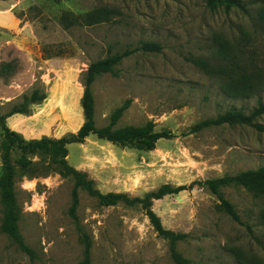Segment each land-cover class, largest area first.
<instances>
[{
    "label": "rangeland",
    "instance_id": "374dc122",
    "mask_svg": "<svg viewBox=\"0 0 264 264\" xmlns=\"http://www.w3.org/2000/svg\"><path fill=\"white\" fill-rule=\"evenodd\" d=\"M238 1L241 9L226 13L209 10L206 0H0V115L35 89L46 95L28 116L5 122L27 140L76 133L83 123V72L91 62L132 51L114 75L93 82L95 125L107 126L110 114L128 102L116 128L151 121L155 131L173 137L146 151L90 135L66 147L67 163L86 173L103 194L142 198L165 184L186 186L152 200L150 209L165 229L186 235L176 249L193 264H239L235 250L247 264H264L259 218L264 200L242 188L221 190L249 232L222 212L205 186L196 184L263 167L264 133L227 125L188 133L195 123L229 109L249 114L264 99V90L250 98L226 96L221 81L194 63L215 64L216 40L223 38L243 50L244 63L253 58L264 66L259 55L264 27L257 18L264 0ZM102 8L115 11L110 21L69 29L60 23L63 14L82 17ZM144 42L157 43L160 51L138 50ZM3 64L9 68L2 70ZM258 122L264 124V116ZM18 157L12 153L13 160ZM18 174L19 231L30 252L0 232V264H79L82 234L91 244L90 264H175L167 241L155 233L139 205L101 206L80 190L75 222L68 215L70 179L55 173Z\"/></svg>",
    "mask_w": 264,
    "mask_h": 264
},
{
    "label": "trees",
    "instance_id": "16d2710c",
    "mask_svg": "<svg viewBox=\"0 0 264 264\" xmlns=\"http://www.w3.org/2000/svg\"><path fill=\"white\" fill-rule=\"evenodd\" d=\"M206 7L209 10L222 8L228 13L233 8L241 9L238 0H206ZM114 10L107 8L92 10L82 17L63 14L60 23L65 29L73 26H93L110 21ZM258 24L264 27V2L258 13ZM146 53H158L160 46L154 42H144L138 48ZM264 61V49L259 52ZM132 54L131 50L108 55L102 59L91 62L82 75L83 93L80 105L83 114V123L76 133L68 134L60 138L41 137L38 139H25L20 133L11 130L5 122L8 117L17 114L29 115L31 104H41L46 95L38 89L33 90L29 95H23L21 101L10 107L9 111L0 115V232L6 235L18 248L26 253L29 249L24 244L19 231V220L21 210L18 206L15 182L18 172L28 178L45 176L55 173L61 178H68L72 181L70 191V205L68 208L69 217L76 222V209L79 203L78 193L84 191L89 197L95 198L99 205L109 207L119 203L132 207L139 205L145 212L150 225L155 233L167 241L168 251L175 264H193L184 258L176 249L178 242L186 238L185 234L175 233L165 229L160 219L150 209L152 200H158L166 195L177 194L187 189L186 186L171 187L168 184L160 186L156 191L149 192L144 197L129 198L122 193H101L94 186V181L89 179L86 173L73 168L67 163V146L70 144H82L90 135L109 143L124 146L134 143L135 148L141 150H152L157 141L161 139H171L172 134L166 131H155L153 122H146L142 126H124L116 128L123 112L127 109L128 102L115 109L109 117V123L105 127H96L94 122V98L92 84L95 79L103 74L115 73V67L121 61ZM243 50L236 48L223 38H217L215 46L216 63L210 64L206 60L196 59L194 63L199 66L206 74L221 81V92L230 98H250L261 90H264V66L250 58L248 63H244L241 58ZM51 58L50 55H45ZM9 65L3 64L1 69H8ZM264 116V99L257 102L256 107L249 113L244 114L240 110L229 109L219 114L215 118L204 119L195 123L189 128L188 133H198L207 128L227 126H247L264 133V124L258 119ZM17 152L19 157L13 160L12 153ZM38 161H33V158ZM205 186L206 189L217 197L222 212L232 221L244 226L251 232L250 227L243 223L235 211L234 207L222 195L224 188H242L253 198L264 200V166L255 170H247L233 176H223L214 179H207L196 182ZM259 218L264 227V209L260 210ZM83 243V257L79 264H90V241L85 234L81 235ZM259 244V242H258ZM261 245V244H259ZM264 250V247H261ZM239 264H247L245 256L234 251Z\"/></svg>",
    "mask_w": 264,
    "mask_h": 264
},
{
    "label": "crops",
    "instance_id": "0c3cea01",
    "mask_svg": "<svg viewBox=\"0 0 264 264\" xmlns=\"http://www.w3.org/2000/svg\"><path fill=\"white\" fill-rule=\"evenodd\" d=\"M42 93H43V92H42ZM43 94H45V93H43ZM39 105H40V104H31V105L29 106V110L31 109V111H33L32 109H34L36 106H39ZM20 116H28V115L17 114V115H13V116H11V117H8L6 120L10 121L11 118L15 119L16 117H20ZM29 117H30V116H29ZM14 131L20 133L18 129L14 130Z\"/></svg>",
    "mask_w": 264,
    "mask_h": 264
}]
</instances>
